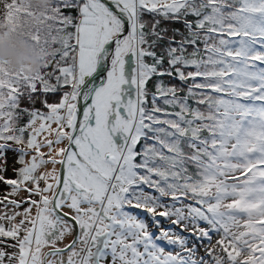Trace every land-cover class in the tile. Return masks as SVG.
<instances>
[{"label":"snow or ice","instance_id":"6c2138e0","mask_svg":"<svg viewBox=\"0 0 264 264\" xmlns=\"http://www.w3.org/2000/svg\"><path fill=\"white\" fill-rule=\"evenodd\" d=\"M13 35L0 264H264V0H0Z\"/></svg>","mask_w":264,"mask_h":264},{"label":"clouds","instance_id":"9594fccd","mask_svg":"<svg viewBox=\"0 0 264 264\" xmlns=\"http://www.w3.org/2000/svg\"><path fill=\"white\" fill-rule=\"evenodd\" d=\"M45 0H26V3L35 6H44ZM45 56L28 43L16 36H10L0 44V60L6 61L9 67L19 70L21 67L36 69L43 63Z\"/></svg>","mask_w":264,"mask_h":264},{"label":"rangeland","instance_id":"374dc122","mask_svg":"<svg viewBox=\"0 0 264 264\" xmlns=\"http://www.w3.org/2000/svg\"><path fill=\"white\" fill-rule=\"evenodd\" d=\"M13 166H15L14 165V156L11 153H9V169H10L9 170V175H11V167H13ZM160 219L162 220V225H161L162 227H164L166 229H175L176 228V226L171 225L168 220H166L164 218H160ZM70 239H71V237H69L68 239H66L65 240V243H67L68 240H70ZM9 251H11V249H9ZM199 255H201V256L204 255L203 248L200 249Z\"/></svg>","mask_w":264,"mask_h":264},{"label":"trees","instance_id":"16d2710c","mask_svg":"<svg viewBox=\"0 0 264 264\" xmlns=\"http://www.w3.org/2000/svg\"><path fill=\"white\" fill-rule=\"evenodd\" d=\"M163 26H167V27H180L179 25H168L167 23H165ZM39 107V105H37Z\"/></svg>","mask_w":264,"mask_h":264}]
</instances>
